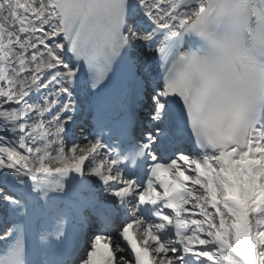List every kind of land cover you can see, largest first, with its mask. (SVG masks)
Wrapping results in <instances>:
<instances>
[{
  "label": "snow or ice",
  "instance_id": "1",
  "mask_svg": "<svg viewBox=\"0 0 264 264\" xmlns=\"http://www.w3.org/2000/svg\"><path fill=\"white\" fill-rule=\"evenodd\" d=\"M0 264H264V0H0Z\"/></svg>",
  "mask_w": 264,
  "mask_h": 264
}]
</instances>
